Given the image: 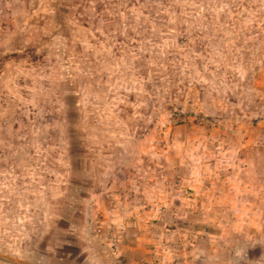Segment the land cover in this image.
<instances>
[{
	"label": "rangeland",
	"instance_id": "1",
	"mask_svg": "<svg viewBox=\"0 0 264 264\" xmlns=\"http://www.w3.org/2000/svg\"><path fill=\"white\" fill-rule=\"evenodd\" d=\"M264 264V0H0V264Z\"/></svg>",
	"mask_w": 264,
	"mask_h": 264
},
{
	"label": "built area",
	"instance_id": "2",
	"mask_svg": "<svg viewBox=\"0 0 264 264\" xmlns=\"http://www.w3.org/2000/svg\"><path fill=\"white\" fill-rule=\"evenodd\" d=\"M235 264H248V263H243V262H241V263H235Z\"/></svg>",
	"mask_w": 264,
	"mask_h": 264
}]
</instances>
